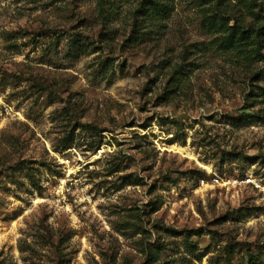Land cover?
I'll return each mask as SVG.
<instances>
[{"label": "rangeland", "instance_id": "374dc122", "mask_svg": "<svg viewBox=\"0 0 264 264\" xmlns=\"http://www.w3.org/2000/svg\"><path fill=\"white\" fill-rule=\"evenodd\" d=\"M160 1L0 0V264H264V3Z\"/></svg>", "mask_w": 264, "mask_h": 264}, {"label": "trees", "instance_id": "16d2710c", "mask_svg": "<svg viewBox=\"0 0 264 264\" xmlns=\"http://www.w3.org/2000/svg\"><path fill=\"white\" fill-rule=\"evenodd\" d=\"M264 3V0H262ZM148 19L159 20L166 13L165 4L160 0H149L147 6H143ZM249 11L255 13L254 7L249 6ZM207 27L215 33H221L220 45L226 50L235 51L236 57L245 61L253 59L252 51L259 53L264 47V24L260 25L254 33L252 26L245 27L239 21L230 25L225 15H221L215 10L206 16ZM253 45V46H251Z\"/></svg>", "mask_w": 264, "mask_h": 264}, {"label": "built area", "instance_id": "2783aa9c", "mask_svg": "<svg viewBox=\"0 0 264 264\" xmlns=\"http://www.w3.org/2000/svg\"><path fill=\"white\" fill-rule=\"evenodd\" d=\"M216 181H219L218 178L215 179ZM243 183L248 184V183H252L254 182L253 177H243V179L241 180Z\"/></svg>", "mask_w": 264, "mask_h": 264}]
</instances>
